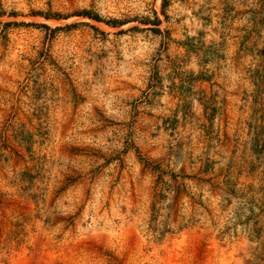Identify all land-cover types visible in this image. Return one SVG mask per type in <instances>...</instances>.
I'll use <instances>...</instances> for the list:
<instances>
[{
	"label": "rangeland",
	"instance_id": "1",
	"mask_svg": "<svg viewBox=\"0 0 264 264\" xmlns=\"http://www.w3.org/2000/svg\"><path fill=\"white\" fill-rule=\"evenodd\" d=\"M0 264H264V0H0Z\"/></svg>",
	"mask_w": 264,
	"mask_h": 264
},
{
	"label": "trees",
	"instance_id": "2",
	"mask_svg": "<svg viewBox=\"0 0 264 264\" xmlns=\"http://www.w3.org/2000/svg\"><path fill=\"white\" fill-rule=\"evenodd\" d=\"M84 15H86V16H89L90 18H94L95 20H97V21H100V18L98 17V16H92L90 13H88V12H84L83 13ZM110 24H113V23H110Z\"/></svg>",
	"mask_w": 264,
	"mask_h": 264
}]
</instances>
